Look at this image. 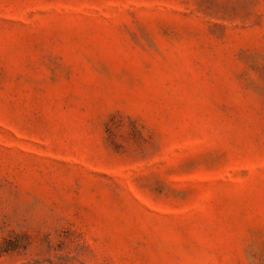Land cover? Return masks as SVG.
Returning a JSON list of instances; mask_svg holds the SVG:
<instances>
[{"label": "rangeland", "instance_id": "1", "mask_svg": "<svg viewBox=\"0 0 264 264\" xmlns=\"http://www.w3.org/2000/svg\"><path fill=\"white\" fill-rule=\"evenodd\" d=\"M0 264H264V0H0Z\"/></svg>", "mask_w": 264, "mask_h": 264}]
</instances>
